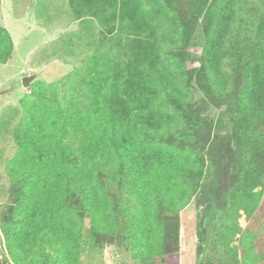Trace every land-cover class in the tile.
Returning a JSON list of instances; mask_svg holds the SVG:
<instances>
[{
	"label": "trees",
	"instance_id": "1",
	"mask_svg": "<svg viewBox=\"0 0 264 264\" xmlns=\"http://www.w3.org/2000/svg\"><path fill=\"white\" fill-rule=\"evenodd\" d=\"M69 1L96 46L67 86L19 99L0 264H80L107 243L179 264L191 202L197 264H264V0ZM13 50L0 25V63Z\"/></svg>",
	"mask_w": 264,
	"mask_h": 264
},
{
	"label": "rangeland",
	"instance_id": "2",
	"mask_svg": "<svg viewBox=\"0 0 264 264\" xmlns=\"http://www.w3.org/2000/svg\"><path fill=\"white\" fill-rule=\"evenodd\" d=\"M3 6L14 50L7 62L0 63V218L9 196L10 181L5 164L16 150L13 127L21 115L19 99L29 92L35 79L67 86V74L93 53L97 41L94 36L98 32L97 25L95 31L90 29V24L86 25V18H75L69 0H3ZM78 20L81 25L76 22ZM32 74H35V79L24 87L23 77ZM214 113V132H230L233 115L221 110ZM196 213L194 202L179 212V264H197ZM248 221L245 214L239 218L242 227ZM258 229L260 237L264 238V216ZM235 243L236 240L231 244ZM6 249L5 239L0 233V257L2 253L6 254ZM80 264L164 263L158 257L141 258L130 248H116L107 243L96 250L86 249ZM204 264L221 263L215 256H207Z\"/></svg>",
	"mask_w": 264,
	"mask_h": 264
},
{
	"label": "crops",
	"instance_id": "3",
	"mask_svg": "<svg viewBox=\"0 0 264 264\" xmlns=\"http://www.w3.org/2000/svg\"><path fill=\"white\" fill-rule=\"evenodd\" d=\"M79 25H81L82 23H81V21H76ZM87 24H90V29H93L94 31L96 30L95 29V26L97 25V24H95V22H88L87 20H86V25ZM0 25L1 26H4L8 31H9V29H8V25H7V22H6V17L4 16V6H3V0H1V4H0ZM86 31V30H85ZM9 33H10V31H9ZM10 36H11V34H10ZM55 37V36H54ZM56 37H58V36H56ZM12 38V37H11ZM50 40H52L51 38H50Z\"/></svg>",
	"mask_w": 264,
	"mask_h": 264
},
{
	"label": "water",
	"instance_id": "4",
	"mask_svg": "<svg viewBox=\"0 0 264 264\" xmlns=\"http://www.w3.org/2000/svg\"><path fill=\"white\" fill-rule=\"evenodd\" d=\"M35 79V74H32V75H26L23 77L22 79V84L24 87H28L30 82Z\"/></svg>",
	"mask_w": 264,
	"mask_h": 264
}]
</instances>
